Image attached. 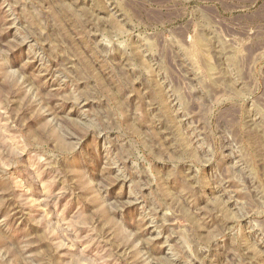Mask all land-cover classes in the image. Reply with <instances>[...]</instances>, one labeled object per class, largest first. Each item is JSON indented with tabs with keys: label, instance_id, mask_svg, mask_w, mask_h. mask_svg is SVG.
<instances>
[{
	"label": "rangeland",
	"instance_id": "1",
	"mask_svg": "<svg viewBox=\"0 0 264 264\" xmlns=\"http://www.w3.org/2000/svg\"><path fill=\"white\" fill-rule=\"evenodd\" d=\"M0 264H264V0H0Z\"/></svg>",
	"mask_w": 264,
	"mask_h": 264
}]
</instances>
